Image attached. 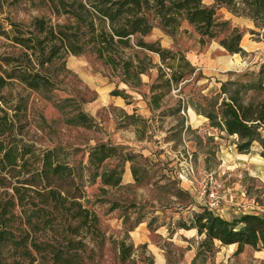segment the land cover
Segmentation results:
<instances>
[{
    "label": "rangeland",
    "instance_id": "1",
    "mask_svg": "<svg viewBox=\"0 0 264 264\" xmlns=\"http://www.w3.org/2000/svg\"><path fill=\"white\" fill-rule=\"evenodd\" d=\"M217 5L218 19L228 20L241 32L243 55L227 53L215 39L201 43L193 26L182 18L165 28L152 10L145 12L151 28L138 38L179 51L190 65L182 81L153 92L150 87L163 81L157 80V74L161 71L167 77L168 69L156 54L134 44L116 51L115 69L89 50L65 53L43 69L51 81L49 89H28L4 77L2 71L9 66L2 57H17L23 49L0 35V77L7 81L0 87V107L12 123L13 134L35 146L54 147L59 159L73 165L81 175L84 204L97 215V233L71 235L81 240L77 251L85 264H264L253 258L251 249L231 252L218 242L199 247L202 235L186 238L179 233V224H188L193 212L207 210L193 186L175 177V170L187 160L196 174L211 170L219 178L226 219L249 209L264 216V180L254 175L252 164L257 143L238 159L236 136L209 126L199 113L217 114L224 92L239 83L252 85L242 90L244 101L264 99V73L259 72L264 63V27L255 25L238 3ZM40 17L51 23L64 20L43 0H0V19H6L1 24L10 21L31 31L32 21ZM135 39L131 37V43ZM125 60L143 67L139 85L123 75L120 66ZM153 93L161 95L157 108L151 104ZM77 114L86 117L85 125L75 122ZM128 115L140 120L131 125ZM98 142L116 146L117 155L105 159L97 171L122 166L118 185L104 184L92 175L88 151ZM124 154H130V159L120 160ZM120 239L132 244L124 260L119 254ZM187 252L192 263L186 261ZM0 264L10 263L3 259Z\"/></svg>",
    "mask_w": 264,
    "mask_h": 264
},
{
    "label": "trees",
    "instance_id": "2",
    "mask_svg": "<svg viewBox=\"0 0 264 264\" xmlns=\"http://www.w3.org/2000/svg\"><path fill=\"white\" fill-rule=\"evenodd\" d=\"M55 16H63L62 22L51 23L42 17L32 21V30L23 31L15 23H0V35L9 38L23 51L17 57L4 56L8 65L3 70L6 80H16L24 87L46 91L50 79L43 72L46 65L65 53L77 55L85 50L111 68H116L118 49L137 46L158 56L160 64L168 69L167 77L161 71L152 85L169 87L185 77L188 61L179 51H170L157 42H144L138 36L147 35L151 25L145 12L152 10L162 27L175 26L179 18L192 25L199 41L215 39L229 54L243 55L240 46L241 32L228 20L216 16L217 3H238L242 11L260 27H264V0H213L204 5L202 0H43ZM6 20L0 19L1 22ZM3 25V26H1ZM10 34V35H9ZM134 43L130 38L135 37ZM18 59V60H17ZM18 61V62H17ZM121 71L134 85L140 84L139 74L144 69L138 63L125 60ZM264 73V63L259 70ZM0 77V87L6 84ZM232 82V81H230ZM237 81H233V84ZM252 88L250 82L239 83L231 91L224 92L218 113L202 110L209 126L235 135L236 152H249L257 143L258 154L264 158V99L244 101L242 90ZM118 94V93H116ZM161 95L153 93L151 104L158 107ZM129 124L140 120L127 116ZM75 122L85 125L87 119L77 114ZM116 146L98 142L88 151L87 162L94 169L92 175L112 186L120 182L122 166L101 168L105 159L116 156ZM124 154L120 160H129ZM131 174L136 180L135 169ZM80 173L75 167L59 159L54 147H40L20 141L13 134L12 123L0 107V260L10 264H85L77 248L80 239L71 235L98 232L95 212L84 204V192ZM185 225V224H184ZM202 233L199 247H209L213 239L221 244L235 243V252L244 244L264 249V216L245 211L235 218L226 219L209 210L193 212L189 223ZM132 244L119 240L120 259L128 258Z\"/></svg>",
    "mask_w": 264,
    "mask_h": 264
},
{
    "label": "built area",
    "instance_id": "3",
    "mask_svg": "<svg viewBox=\"0 0 264 264\" xmlns=\"http://www.w3.org/2000/svg\"><path fill=\"white\" fill-rule=\"evenodd\" d=\"M175 177L192 185L201 204L210 212L218 214L225 198L219 178L211 170L195 173L190 161H183L175 170Z\"/></svg>",
    "mask_w": 264,
    "mask_h": 264
},
{
    "label": "crops",
    "instance_id": "4",
    "mask_svg": "<svg viewBox=\"0 0 264 264\" xmlns=\"http://www.w3.org/2000/svg\"><path fill=\"white\" fill-rule=\"evenodd\" d=\"M243 48V47H242ZM233 55H237V54H233ZM258 150L259 148L256 150V156L257 158H255L253 161H252V164L254 166V170L255 172L254 175H257L258 179H263L264 180V158L261 157L259 154H258ZM250 152V151H249ZM249 152H237V155H238V159H242L243 157H246ZM223 210V209H222ZM220 209L219 213L217 215L223 217V218H226L225 216H222V211ZM245 211H251V212H257L259 213L257 210H245ZM244 211V212H245ZM261 214V213H259ZM263 215V214H261ZM181 230L179 233H181L183 236H185L186 238H190V237H194L196 236L197 234H200L202 235V233H197L196 231V228L195 227H192V226H188V225H184L183 223H180L179 226H178ZM215 242H218L220 243L217 239H213L212 243L214 244ZM223 245H227L229 248H230V251L232 252H235V247H236V244L235 243H227V244H223ZM247 249H251L252 250V255H253V258L260 261V260H264V249H255L253 247H251L250 245L248 244H244L241 248V250H239L237 253H241L242 251H246ZM188 253V256H187V262L188 260H191V263L193 262V260L191 259V253L190 252H187ZM185 261V262H186ZM186 264V263H185Z\"/></svg>",
    "mask_w": 264,
    "mask_h": 264
}]
</instances>
